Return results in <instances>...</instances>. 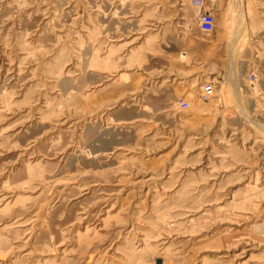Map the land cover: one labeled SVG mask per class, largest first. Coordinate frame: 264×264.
Instances as JSON below:
<instances>
[{"label":"rangeland","instance_id":"1","mask_svg":"<svg viewBox=\"0 0 264 264\" xmlns=\"http://www.w3.org/2000/svg\"><path fill=\"white\" fill-rule=\"evenodd\" d=\"M0 264H264V0H0Z\"/></svg>","mask_w":264,"mask_h":264},{"label":"built area","instance_id":"2","mask_svg":"<svg viewBox=\"0 0 264 264\" xmlns=\"http://www.w3.org/2000/svg\"><path fill=\"white\" fill-rule=\"evenodd\" d=\"M191 4L201 9L203 5V0H190ZM214 17L209 10H203L199 13L197 17V26L199 30L203 32H210L213 28ZM213 94V83L211 81L205 82L199 89L198 97L199 99H207ZM177 105L181 109H186L188 103L184 99H179Z\"/></svg>","mask_w":264,"mask_h":264}]
</instances>
